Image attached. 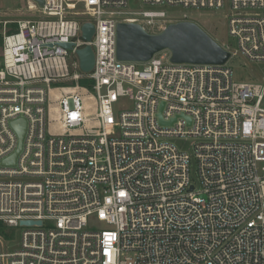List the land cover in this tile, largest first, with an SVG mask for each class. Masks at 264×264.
<instances>
[{"label":"built area","instance_id":"2783aa9c","mask_svg":"<svg viewBox=\"0 0 264 264\" xmlns=\"http://www.w3.org/2000/svg\"><path fill=\"white\" fill-rule=\"evenodd\" d=\"M43 1L28 7L36 19L0 20V223L23 229L14 251L0 239V264H264V79L238 83L226 63L165 54L117 59L118 24L160 33L187 15L130 13L128 0ZM228 9L236 49L220 47L264 64V0ZM85 46L88 74L77 56ZM92 216L105 229H89Z\"/></svg>","mask_w":264,"mask_h":264},{"label":"water","instance_id":"95a60500","mask_svg":"<svg viewBox=\"0 0 264 264\" xmlns=\"http://www.w3.org/2000/svg\"><path fill=\"white\" fill-rule=\"evenodd\" d=\"M39 7L44 5L43 0H31ZM82 38L90 41L94 33V27L90 23L82 25ZM117 59L122 62L145 63L154 55L163 51L170 54V62L173 64L194 65H224L229 54L225 52L213 39H211L200 27L192 22H179L167 25L159 34H148L139 25L120 23L116 28ZM70 48L71 45H64ZM80 70L90 73L94 65V54L90 46L78 50ZM17 133L19 148L24 134V122L12 123ZM15 155L5 163L13 164ZM31 222L23 221L20 225H31ZM40 225V222H37Z\"/></svg>","mask_w":264,"mask_h":264},{"label":"rangeland","instance_id":"374dc122","mask_svg":"<svg viewBox=\"0 0 264 264\" xmlns=\"http://www.w3.org/2000/svg\"><path fill=\"white\" fill-rule=\"evenodd\" d=\"M31 0H0V20L10 21L19 19H36L39 17L37 10L28 9ZM143 10H162L172 18H179L187 15L192 23L200 27L219 46L229 45L232 52L236 49V42L231 39L228 32V0H225L224 8L220 10H187L183 8L148 7L140 0H128L126 11L137 13ZM150 34H159L156 27L146 28ZM169 56V52L163 51L159 55ZM226 65L233 72V79L238 83H260L264 79V64L250 63L241 56L228 59ZM128 106V101H120L114 107L115 113L120 112L121 107ZM88 228L91 230L105 229V225L97 220L95 216L88 219ZM22 228H12L6 226L5 235L1 237L3 248L6 251H14L18 248Z\"/></svg>","mask_w":264,"mask_h":264},{"label":"trees","instance_id":"16d2710c","mask_svg":"<svg viewBox=\"0 0 264 264\" xmlns=\"http://www.w3.org/2000/svg\"><path fill=\"white\" fill-rule=\"evenodd\" d=\"M0 46H1V38H0ZM80 86L87 87L88 86V82L85 81V80L84 81H81L80 82ZM5 228H6V226L3 225L2 223H0V236L7 238V235H5V231H4Z\"/></svg>","mask_w":264,"mask_h":264},{"label":"bare ground","instance_id":"6f19581e","mask_svg":"<svg viewBox=\"0 0 264 264\" xmlns=\"http://www.w3.org/2000/svg\"><path fill=\"white\" fill-rule=\"evenodd\" d=\"M30 7H34V4L32 2H30V4H29V8Z\"/></svg>","mask_w":264,"mask_h":264}]
</instances>
